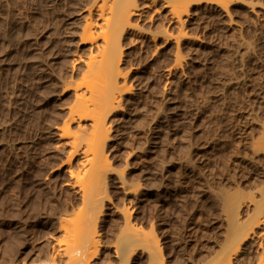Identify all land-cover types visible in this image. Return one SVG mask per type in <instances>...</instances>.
<instances>
[{"label":"rangeland","instance_id":"obj_1","mask_svg":"<svg viewBox=\"0 0 264 264\" xmlns=\"http://www.w3.org/2000/svg\"><path fill=\"white\" fill-rule=\"evenodd\" d=\"M91 3L0 0V264H210L227 215L239 205L245 221L264 188V144L250 142L264 127V0H199L179 21L137 0L96 208L89 118L60 132L74 90H94L81 75ZM244 244L232 264H264V225Z\"/></svg>","mask_w":264,"mask_h":264},{"label":"bare ground","instance_id":"obj_2","mask_svg":"<svg viewBox=\"0 0 264 264\" xmlns=\"http://www.w3.org/2000/svg\"><path fill=\"white\" fill-rule=\"evenodd\" d=\"M158 1H162L163 7L168 8L167 11L170 19H176L179 21L182 14H187L191 4H196L199 0H150L152 4ZM137 6V0H92L91 5L86 8L87 18L83 20V25H81L80 28V39L83 43H95L96 38H101L99 44H94L95 46L93 45L96 50H94L90 43L88 48L89 54L85 61H82L85 65L84 71L81 73L82 78L85 80L86 86L90 88L92 87L94 90L92 92L90 91L89 96L86 95L85 91L80 89L74 90L73 107L70 109L71 113L68 118L63 121V124L60 127V132L62 136L75 138L78 135L77 133L83 128L78 125L76 130L71 129L69 123L72 119V115L77 114L79 118H89L87 129H89L91 138L87 145V151L91 156V165L87 174L90 179L91 191L88 194L90 195V203L94 208L97 207L98 203L94 196H97V190L100 186L104 185V175L100 170V164L106 160L104 155L105 146L110 137L109 126L105 121V115L108 110L116 107L118 108V106L120 108L119 98L121 97V93H119L120 85L118 78L121 77V72L119 70V65L122 60L121 39L126 34L127 28L135 25H132L131 20L132 16L136 13ZM227 6V3L223 4V7L226 8ZM93 9L96 11L94 15L92 12ZM100 28L104 30L98 32V29ZM93 50L101 55L100 63L96 66L97 73H93ZM89 101L92 102L91 109H88ZM262 129V136L259 134L258 136L260 137L256 141L254 139L258 136L254 139L251 138L252 140H250V142L252 141V147L254 146L253 151L255 147L264 144V127ZM71 142L72 146L67 155V162L71 160L76 152V144L73 141ZM251 145L250 149H252ZM263 149L264 146L262 150ZM134 191H136V189H134ZM260 191L262 192L260 193ZM260 191V198L256 201H251L253 203L252 211L247 214L248 216L246 215L245 221L240 222L237 218L239 205H235L232 213L228 214L229 216L227 215L229 235L226 250L221 253L218 259L210 264H232L235 256L240 252L239 247L248 240L250 235H252L254 228L264 225V188ZM84 241L90 243L92 242V238L84 233ZM261 254L263 255L264 253ZM80 256L82 259L83 253H81Z\"/></svg>","mask_w":264,"mask_h":264}]
</instances>
